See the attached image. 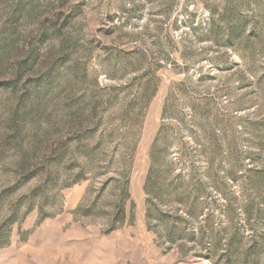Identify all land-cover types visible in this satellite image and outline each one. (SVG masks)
I'll list each match as a JSON object with an SVG mask.
<instances>
[{
	"label": "rangeland",
	"instance_id": "374dc122",
	"mask_svg": "<svg viewBox=\"0 0 264 264\" xmlns=\"http://www.w3.org/2000/svg\"><path fill=\"white\" fill-rule=\"evenodd\" d=\"M0 264H264V0H0Z\"/></svg>",
	"mask_w": 264,
	"mask_h": 264
}]
</instances>
